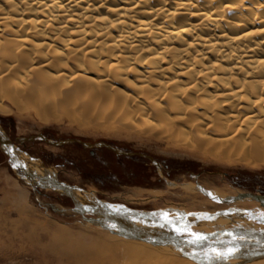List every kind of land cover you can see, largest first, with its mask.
Here are the masks:
<instances>
[{
	"label": "bare ground",
	"instance_id": "1",
	"mask_svg": "<svg viewBox=\"0 0 264 264\" xmlns=\"http://www.w3.org/2000/svg\"><path fill=\"white\" fill-rule=\"evenodd\" d=\"M0 96L18 109V102L34 104L42 119L77 110L99 126L108 122L112 132L122 122L138 123L135 132L175 148L264 165V0H0ZM14 161L19 180L50 175L23 155ZM229 188L209 192L220 200L232 197ZM19 199L18 220L1 222L9 240L48 239L47 250L72 242L67 228L31 222L34 214ZM245 202L244 213L230 208L212 218L173 207L157 213L215 240L228 224L264 220L259 202ZM93 226L108 238L58 249L66 264H211ZM261 249L239 251L230 263L264 264Z\"/></svg>",
	"mask_w": 264,
	"mask_h": 264
},
{
	"label": "rangeland",
	"instance_id": "2",
	"mask_svg": "<svg viewBox=\"0 0 264 264\" xmlns=\"http://www.w3.org/2000/svg\"><path fill=\"white\" fill-rule=\"evenodd\" d=\"M18 103L21 105L20 109L5 97L0 96V104L7 110L6 113L0 112V126L6 136L17 144V147H19L18 142L23 138L32 135L45 136L47 140L44 142L38 140L22 143L24 150L19 148L33 157L49 153L58 155L59 161L65 164L63 173L69 175L61 174L63 182L91 191L106 202L123 204L145 211L173 207L186 212L215 214L231 208L244 213L246 209H249L248 202L217 203L213 199L210 200V197L202 193L199 188L210 191V189L230 187L232 197L243 193L264 196V165L258 167L245 165L243 162L234 160L235 154L230 155L233 163L218 160L217 162L206 154L193 152L190 147L175 148L165 139L158 140L138 134L134 126L138 123L122 122L120 123L121 128L119 126L116 132H112L107 128L108 122L98 120L101 125L99 126L94 121L92 122L90 117L85 118L77 110L71 114L64 111L55 112L56 115H53L55 118L47 115L42 119L41 110L34 104L32 106L26 102ZM38 110H40L39 113ZM76 119L84 120L78 124ZM104 123H107V126ZM72 139L89 142L106 141L139 155L116 160L112 154L105 152L104 157L108 167H101L98 161L90 159L87 151L81 146L47 143V141L56 143ZM102 152L99 153L102 155ZM14 166L15 163L9 160L0 147V204L4 200L6 207L11 208V212L8 213L7 209L0 210V264H66L65 258L58 255V249H72L75 244L92 245L97 238L102 240L105 235L104 239L108 238V234L98 231L92 224L85 223L79 217L56 211L55 208L68 209L71 207V202L50 190L31 188L22 183L13 171ZM90 167H94L97 173L111 174L109 180L102 181V185L98 179L86 176L91 173L89 172ZM84 170L88 173H85V176L81 174ZM169 183L174 185L170 186ZM189 183L197 186L195 192H187L181 187L182 184ZM83 184L90 186L84 187ZM20 196L26 202L24 212L28 215L31 213L29 217L34 214L33 218H36L30 217L31 222L35 220L34 222L42 225L44 221L67 228L66 230L73 236H71L72 242L60 244L52 242L56 249L47 250L43 248V245L50 241L48 239L30 245L17 239L9 240L11 233H7L3 225L1 227L3 224L1 222L5 217L14 219L13 221L18 220L17 209L14 210L17 205L19 206ZM27 207L31 212L27 210ZM253 222L264 226V221L254 220ZM225 228H227L226 231H231L233 226L228 224ZM186 229L190 230L188 227ZM26 233L27 230L24 234Z\"/></svg>",
	"mask_w": 264,
	"mask_h": 264
},
{
	"label": "water",
	"instance_id": "3",
	"mask_svg": "<svg viewBox=\"0 0 264 264\" xmlns=\"http://www.w3.org/2000/svg\"><path fill=\"white\" fill-rule=\"evenodd\" d=\"M46 141L42 135H32L23 138L18 142V145L24 142L31 141ZM67 141L47 143L61 145ZM84 147H89V144L83 143ZM0 147L9 160L19 166L14 157L17 154L23 155L28 161H33L40 165L42 169L50 172V175L40 178H25L32 187L40 189H49L57 195L67 198L71 202V207L68 209H56L60 213H69L79 217L87 224H93L110 233L125 237L130 240L149 243L153 246L169 247L174 251L179 252L195 261L208 262L211 264H231L230 260L238 257L239 251L253 252L264 248V226L257 225L254 220L243 221L246 227L233 228L231 231L223 232L215 240H210L206 236L197 234L202 239L197 240L196 236L191 235L192 232L187 230L181 222H169L164 220L157 211H145L134 209L123 204H112L99 199L95 194L86 192L85 189L78 186L68 184L56 178V174L52 169L44 167L40 160L35 159L24 151L17 144L13 143L4 133L0 126ZM25 179V180H24ZM202 193L221 204H234L243 200H254L264 207V196L252 193L238 194L234 197L225 199H215L209 191L199 188ZM218 212L208 215L209 218L217 215L225 214ZM261 221H264L260 219ZM112 225H115L113 227ZM183 229L182 232H177L176 229ZM243 237L244 239H240ZM239 246V251L228 258L219 257L211 249H218L226 252L228 248ZM263 245V246H262Z\"/></svg>",
	"mask_w": 264,
	"mask_h": 264
},
{
	"label": "flooded vegetation",
	"instance_id": "4",
	"mask_svg": "<svg viewBox=\"0 0 264 264\" xmlns=\"http://www.w3.org/2000/svg\"><path fill=\"white\" fill-rule=\"evenodd\" d=\"M44 138H45V136H44ZM45 140H47V139L45 138ZM64 141H67V142L62 144V145H78V146H81L83 149H85L87 151L90 159L93 161H98L100 163L101 167H108L107 160L104 157L105 152L112 154L114 156V159L116 158V160H120L122 157H133L135 155V153H133V152L126 151L121 147H116L113 143L106 142V141L89 142V141H81L78 139L64 140ZM24 143H27V142H24ZM83 143L89 144L90 146L84 147ZM23 144L19 145V147L21 149H23ZM99 152H102V155ZM138 155L139 154H137L135 156H138ZM31 157H33V156H31ZM36 157L39 158V160L41 161L43 166L45 165L44 167H47V168L52 169L54 171V173L56 174V178L58 180L64 181L61 177V174L67 175V174L63 173V171H62L64 169L65 164H64V162L59 161L58 155L53 154V153H49V154H45L42 156H34L33 158L37 159ZM9 165H11V163H9ZM74 166H73V168H74ZM89 170H90L89 172H91L89 175L85 174V173H87V171H85V170L81 174L83 176L86 175L92 179L93 178L98 179L102 185H103L102 181L109 180V175L111 176V174H108V173H97L96 171H94V167H90ZM106 172H108V171H106ZM67 176H69V175H67ZM21 182L23 183V180H21ZM88 185L89 184H83L84 187H88ZM38 189H40V188H38Z\"/></svg>",
	"mask_w": 264,
	"mask_h": 264
},
{
	"label": "snow or ice",
	"instance_id": "5",
	"mask_svg": "<svg viewBox=\"0 0 264 264\" xmlns=\"http://www.w3.org/2000/svg\"><path fill=\"white\" fill-rule=\"evenodd\" d=\"M160 215L162 216V218L164 220H168V213L167 212H162V213H160ZM260 216L262 218H264V212L260 213ZM169 222H171V221H169ZM112 226L115 227V225H112ZM176 231L179 233V232H182L183 229L177 228ZM191 235L196 236L197 240L203 238V237L198 236L196 233H191ZM240 239H244V238L240 237ZM211 251L214 252L219 257L228 258V257H231V256L235 255L239 251V246L237 245V246H234V247H230V248L227 249L226 252H222V251H220L218 249H211Z\"/></svg>",
	"mask_w": 264,
	"mask_h": 264
}]
</instances>
